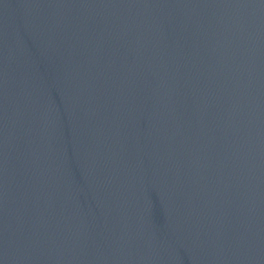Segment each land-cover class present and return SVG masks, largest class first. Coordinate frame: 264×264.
I'll return each instance as SVG.
<instances>
[{"label": "water", "instance_id": "1", "mask_svg": "<svg viewBox=\"0 0 264 264\" xmlns=\"http://www.w3.org/2000/svg\"><path fill=\"white\" fill-rule=\"evenodd\" d=\"M0 264H264V0H0Z\"/></svg>", "mask_w": 264, "mask_h": 264}]
</instances>
